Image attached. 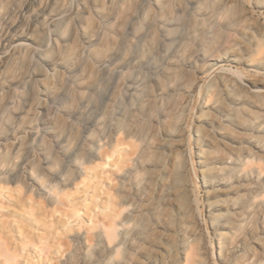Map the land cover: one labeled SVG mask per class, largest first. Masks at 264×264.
<instances>
[{
	"label": "rangeland",
	"instance_id": "obj_1",
	"mask_svg": "<svg viewBox=\"0 0 264 264\" xmlns=\"http://www.w3.org/2000/svg\"><path fill=\"white\" fill-rule=\"evenodd\" d=\"M155 1L143 0L123 33L136 9L130 0H0V239L17 256L8 264H188L181 251L184 242L193 244L191 233L193 264H229L232 254L218 252L217 233H226L228 248L239 245L240 259L264 256V110L249 94L264 89V57L250 55L264 34V0H237L239 20L213 51L237 62L216 65L203 58L197 4L189 0L168 1L173 11L180 1L186 8L153 40L165 20L146 23ZM16 44L24 46L12 53ZM220 70L243 85L239 104L220 86ZM166 90L164 113L152 117ZM216 100L218 108L209 109ZM202 114L215 121L212 128L198 122ZM248 114L258 116L259 132ZM197 128L221 151L249 150L228 177L232 192L207 194ZM214 129L260 142L239 145ZM119 151L129 154L124 165L115 164ZM162 164L170 169L165 177ZM105 193L112 228L100 207ZM230 201L233 215L213 212L211 205ZM216 214L228 228L211 224Z\"/></svg>",
	"mask_w": 264,
	"mask_h": 264
},
{
	"label": "bare ground",
	"instance_id": "obj_2",
	"mask_svg": "<svg viewBox=\"0 0 264 264\" xmlns=\"http://www.w3.org/2000/svg\"><path fill=\"white\" fill-rule=\"evenodd\" d=\"M96 1L97 0H93V2H96ZM142 1L143 0H130L131 5L129 4V8L130 6H133L131 7V9L132 8L135 9L134 7H136V9L129 12V15H128L129 18L127 16L128 20L127 22H125L123 33H125L126 30L129 28L131 22L134 21L135 18L140 16L141 11H139L138 9L140 8L139 5L141 4ZM168 1L169 0H156L154 3V8H156L157 10L151 9V8L145 10L144 19L145 21H148L146 23H149V22L154 23V21H156L155 18H157V15L159 16L158 18L160 17L165 18V20L162 22L163 27H161V30L159 31L155 30L154 32H152L153 40L155 42L158 41V38L160 36H163L166 32H169L168 26H171L176 21H178L179 16H177L176 12H179V10L182 11L186 8V7L184 8L183 6L184 2L180 1V3H178L177 5L178 10L173 11L169 8ZM189 2L190 4H194V5L197 4V6L195 7L197 8L196 9L197 13L195 16L196 18L194 19V24L196 25L195 31L197 32V36L202 42L205 41V44L203 46L204 47L203 58L207 60H211L212 62H214V65L220 64L224 60L232 62V63L237 62V58L234 55H228L226 57H221V56L219 57L213 54V51L216 45L224 38L223 34H226L225 30H228L229 28L233 27L239 20L240 15L236 12V10L234 11L233 9L237 6V0H189ZM117 7H118V4H115V8ZM221 29H224V31H221ZM140 30H141L140 28L137 29V32H140ZM159 43L160 42H158V44ZM158 44L155 43V45H158ZM23 46H24L23 44H16L13 47L11 52L13 53L16 47L23 48ZM59 48L60 47L57 46L58 50ZM12 53H10L9 55H11ZM250 55L264 57V34L263 36H261L260 39L253 41L252 49L250 50ZM188 60L191 61L190 59ZM17 66H18V60H14L12 65L9 68L10 76H12L13 72L17 69ZM221 72H222L221 70L218 71V75H217V78L220 81V86L231 97L234 104H239L241 102V96L238 93L236 94V91L237 89H242L243 85H241V83L238 82L237 80H234L232 76L223 74ZM177 76L178 75H174L173 78H175L176 80ZM128 87L129 89H134L132 86H128ZM47 89H48V86L46 85L45 90ZM249 94L251 95V98H257L260 100L261 102L260 108L264 110V89L255 88L249 91ZM167 96H168L167 90L163 91V94L161 96L162 100H160L159 105H155V107L152 110V117H157L158 116L157 114L164 113V110L166 109L167 100H168V98L167 100L165 99ZM207 105H208V108L212 110L217 109L219 106L217 100L212 103H207ZM232 115L233 114L231 113V111H227L224 114L225 121L230 122ZM248 116L253 121L251 124V130L254 132H259L262 128V123L259 121L258 116H255L253 114H248ZM198 122L202 123L203 125L210 126L211 128H212V125L215 123V121H212L205 114H202L199 116ZM234 125L237 128H243L239 123H236ZM25 130H26V133L28 134V137L33 136V124L32 123H29L25 127ZM214 132L215 134L219 135V137H221L222 139H232V141L238 142L237 144L239 145L242 143H246V144H250L255 147L260 142L251 136H246L242 139H235V138L233 139L232 137H229L228 134H226L225 132L219 129H214ZM195 138H196L197 145H199L196 151L197 163L199 166V173H200L202 182L204 183V187L210 188L207 190V194L211 192L213 193L214 192L215 193L232 192V190L234 189V186L229 183L228 177L229 175L235 174L238 172V169L241 166V161H243V159H246L250 156L249 150H247L246 148L237 149V148H226L225 147L226 149L224 151H221L213 144L214 142L212 141L210 136L207 133L201 132L199 128H197V130L195 131ZM200 143H203L205 146H208V147L210 146L209 150H204L203 148H201ZM132 154L134 155L138 153L135 150L133 153H131V155ZM128 157H129V154L120 152L117 156V159L115 160V164L116 165L126 164L129 160ZM168 169L169 168L166 166V164L165 165L162 164L158 168L159 174L161 173V175L165 177V175L168 174ZM100 207L104 210L103 212H104L105 217L110 219L109 226H111L112 228L113 204H112L109 193H105L104 201L100 205ZM211 208L213 209V212H219L221 210H224L225 217H229L233 215L236 210L235 203L233 201L223 202L221 204H218V203L213 204L211 205ZM210 218H211L210 220H211L212 225L214 223L222 228H228L224 219L220 215L216 214V215L211 216ZM111 228L108 227L106 231V237L109 240H111L113 236ZM52 233L50 232L49 234L50 238L51 236L54 235V234L52 235ZM216 235L218 236V240H221L220 242H218V245H217L218 252L222 253L223 251H228L229 253L232 254V256L229 259V264H260L263 261L264 256L254 257L252 259L250 258L240 259L239 245L235 244L231 248H228L227 245L224 243L225 241L224 239L227 237L226 233H221V234L217 233ZM47 237L43 239L46 241V244L49 245L50 248H56V245L58 244L55 243L54 241H49ZM189 240H190V243L191 244L193 243V244L192 245L187 244L189 241L184 242V246H182L181 257L184 259L186 263L193 264L195 263V261H197L196 259L198 257L197 247L194 244V243H197V239L191 233ZM6 245L7 244H5V242H3L2 239H0V264H8L11 261L15 262L17 258V256L15 255L16 253L15 254L11 253L10 249Z\"/></svg>",
	"mask_w": 264,
	"mask_h": 264
}]
</instances>
